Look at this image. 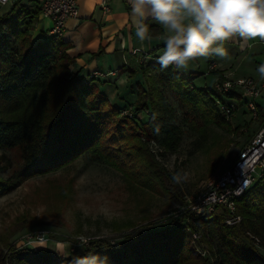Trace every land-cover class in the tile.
<instances>
[{
  "label": "trees",
  "instance_id": "trees-1",
  "mask_svg": "<svg viewBox=\"0 0 264 264\" xmlns=\"http://www.w3.org/2000/svg\"><path fill=\"white\" fill-rule=\"evenodd\" d=\"M39 12L37 0H15L0 17V152L15 150L20 160L7 177L9 167H0V197L88 153L131 183L157 191L162 171L140 138L174 152L184 134L168 110L165 92L194 134L203 137L210 124L230 131L229 120L217 111L213 90L196 88L193 78L180 76L174 67L161 69L157 62L143 59L136 69L129 65L123 70L130 76L140 73L145 88L138 86L131 109L114 108L91 78L86 84L70 71L74 59L67 54L69 44L62 39L32 44V20ZM227 97L236 99L239 109L243 105L239 94ZM257 108L260 125L263 114ZM124 111L131 117L123 116ZM237 213L241 222L234 227L224 225L220 207L211 215L181 213L157 232H135L114 244L92 239L68 258L48 250L19 249L7 264H68L72 256L88 253L107 257L108 264H264L259 250L264 251V179L238 200ZM199 228L206 230L201 239L210 246L207 258L192 254L191 235ZM2 245L5 239L0 236V264Z\"/></svg>",
  "mask_w": 264,
  "mask_h": 264
},
{
  "label": "rangeland",
  "instance_id": "rangeland-1",
  "mask_svg": "<svg viewBox=\"0 0 264 264\" xmlns=\"http://www.w3.org/2000/svg\"><path fill=\"white\" fill-rule=\"evenodd\" d=\"M14 1L0 8V17L10 10ZM235 40L239 41V38ZM248 43L250 47L241 51L233 39L226 42L228 59L222 60L215 55L199 59L200 72L205 73L201 76L189 75L195 77V87L213 90L217 76L206 74L208 61L216 62L221 70L231 72L236 78L260 81L262 77L257 69L264 64V44L258 37L248 40ZM79 79L89 84V76ZM164 96L175 123L184 129L179 146L174 152H166L157 144L140 138L162 171V186L152 191L142 184L131 183L110 166L93 161L89 153L63 169L31 178L0 197V236L5 239L2 264H7L11 253L19 250L17 246H22L19 239L26 235L46 234L47 242L40 250L68 258L78 252L81 238L87 241L104 239L114 244L135 232L165 229L174 221L184 198L198 192L208 179L223 173L259 127V121L241 105L228 121L230 131L225 126L210 124L206 134L198 136L183 123V116L173 97L167 92ZM222 98L229 100L225 95ZM4 166L9 167L5 177L20 166L17 151L0 152V167ZM125 225L129 227L125 228ZM234 226L238 224L230 227ZM195 234L197 238L191 235L192 254L207 258L210 246L201 239L206 230L199 228ZM58 243L66 245L63 256L56 247ZM259 250L264 254L262 249Z\"/></svg>",
  "mask_w": 264,
  "mask_h": 264
},
{
  "label": "crops",
  "instance_id": "crops-1",
  "mask_svg": "<svg viewBox=\"0 0 264 264\" xmlns=\"http://www.w3.org/2000/svg\"><path fill=\"white\" fill-rule=\"evenodd\" d=\"M100 2L101 0H77L78 16L66 22L62 40L70 45L67 54L74 59L70 71L79 77L92 76L91 83L100 89L114 108L131 109L137 100L138 86L145 88V82L140 73L130 76L123 68L130 65L136 69L139 59H143V62H156L164 45L156 37L143 43L136 38L129 16L128 0H108L107 14L102 12ZM149 23L157 33L162 31L155 22ZM50 27V22L38 14L32 20V44L49 39ZM233 41L237 42L241 51L250 47L248 41ZM199 59L202 58L190 62L186 70L175 69L177 74L184 78H193L189 77L192 74L204 75L202 73L205 72H200ZM210 64L216 65L218 72L236 78L231 72L221 70L214 61L207 62L206 74Z\"/></svg>",
  "mask_w": 264,
  "mask_h": 264
},
{
  "label": "clouds",
  "instance_id": "clouds-1",
  "mask_svg": "<svg viewBox=\"0 0 264 264\" xmlns=\"http://www.w3.org/2000/svg\"><path fill=\"white\" fill-rule=\"evenodd\" d=\"M128 5L136 38L141 43L154 37L163 42L156 61L161 69L186 70L197 58L213 55L228 59L225 43L235 38L245 42L258 37L264 41V0H128ZM149 21L162 31L157 33ZM257 71L264 78V64ZM81 240L83 248L88 241ZM56 247L65 255V244ZM68 264H108V258L88 253L72 256Z\"/></svg>",
  "mask_w": 264,
  "mask_h": 264
},
{
  "label": "built area",
  "instance_id": "built-area-1",
  "mask_svg": "<svg viewBox=\"0 0 264 264\" xmlns=\"http://www.w3.org/2000/svg\"><path fill=\"white\" fill-rule=\"evenodd\" d=\"M12 0H0V8L8 5ZM39 14L51 22L48 38L62 39L66 22L78 16L77 0H37ZM108 0H101L100 8L104 14L109 13ZM264 44V41H262ZM208 74L217 76L213 92L215 106L220 116L228 121L238 111L239 105L235 99L224 101L222 96L232 93L240 95L241 103L246 107L253 118L257 117L258 108L263 114L262 123L254 136L237 154L232 164L218 177L208 179L198 192L185 197L176 216L181 213L193 215H211L218 207L223 209V223L230 227L241 222L237 213V202L258 181L264 179V78L256 81L250 78H231L218 72L216 65L210 64ZM92 78V76H90ZM263 106V108H261ZM122 115L131 117V113L124 111ZM43 233L21 237L22 246L17 249L28 248L33 252L39 251L47 242ZM40 236L44 243L41 244ZM197 238V234H192Z\"/></svg>",
  "mask_w": 264,
  "mask_h": 264
}]
</instances>
